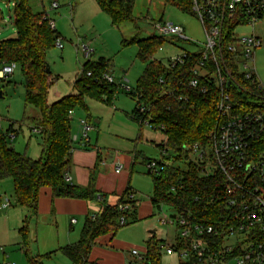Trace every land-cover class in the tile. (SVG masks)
Returning <instances> with one entry per match:
<instances>
[{"label":"trees","instance_id":"16d2710c","mask_svg":"<svg viewBox=\"0 0 264 264\" xmlns=\"http://www.w3.org/2000/svg\"><path fill=\"white\" fill-rule=\"evenodd\" d=\"M4 1H13L16 35L0 41V59L3 65L15 64L20 69L24 79L25 104L39 111L38 117L32 118L31 122L40 129L41 154L39 159L34 160L17 152L8 140L11 133L15 134L13 126L10 125L4 132L0 122V181L12 180L16 205L29 210L32 216L38 214L39 194L43 188L52 189L55 198L98 200L93 181L88 188L65 181L67 169L72 164V151L75 149L70 112L87 111V99L112 104L117 89L104 79L105 74H110V65L103 59L96 63L87 62L75 81L76 94L50 103L48 96L53 82L51 73L46 72L49 67L46 57L59 35L51 29L52 20L49 17L43 19V15L34 13L28 0ZM94 1L115 27L134 20L137 0ZM164 2L184 14L196 16L192 0ZM165 40L151 35L145 39L135 36L129 41H123V46L137 44V58L147 64L135 89L126 92L136 100L130 118L141 128L148 120L155 127H164L161 132L165 140L158 146L161 153L158 162L164 166V170L159 176H153L154 195L151 202L155 210L159 211L164 204L177 209H190L198 218H206L211 214V209H219L217 203L210 202L222 195L224 176L215 170L211 176L205 177L201 173L202 166L192 161L185 162L183 167H177L175 163L188 159V148L194 145L207 148L211 145V133L219 122L216 111L219 93L213 85L207 94L201 95L188 87L187 71L183 68L169 69L156 60L154 57L164 46ZM88 73L91 76H87ZM7 79H0V83ZM160 79L164 80V84L159 83ZM251 91L256 93V90ZM230 93L233 99L245 106L256 100L237 89H230ZM142 109H146V112L142 113ZM149 161L144 159L143 164ZM130 191L128 189L116 205L106 203L101 194L103 200H98L100 210L85 218L79 241L43 256L34 257L28 249L30 221L27 218L25 226L20 229L27 264H44V260L50 259L56 252L67 257L71 264H95L89 262V256L98 238L109 234L115 237L120 228L139 221L135 205L138 201L129 202L133 207L127 213L119 210L120 204L127 203ZM123 216L127 223L120 225L119 220ZM163 243L153 235L141 264H162Z\"/></svg>","mask_w":264,"mask_h":264},{"label":"rangeland","instance_id":"374dc122","mask_svg":"<svg viewBox=\"0 0 264 264\" xmlns=\"http://www.w3.org/2000/svg\"><path fill=\"white\" fill-rule=\"evenodd\" d=\"M28 2L34 13L47 15L53 21L61 41V48L54 46L46 57L53 82L48 96L50 103L58 99V93L62 97L76 94L75 81L87 62L96 63L103 59L109 63L110 75L114 79L113 86L117 89L112 104L107 105L106 102L87 99L88 110L76 111L72 124L74 127L78 125L80 119H89L94 126L89 135L92 144L99 147L104 154L112 151L125 155L138 154L132 184L140 189L136 188L138 191H132L136 201L150 199L154 195V179L145 171L142 162L144 159L161 160L158 146L163 143L165 136L162 132L154 131L146 125L141 128L130 118L136 100L127 95L124 86L135 89L147 64L137 58L139 51L137 44L123 46V41H129L135 36L145 39L157 35L155 30L157 23H172L181 27L189 41L168 36L165 38L164 46L154 57L167 66L171 57L180 55L184 51H196L205 43V32L200 20L197 16L184 14L176 8L167 6L164 0H137L133 12L134 20L119 27L112 25L111 19L99 9L94 0H28ZM54 2L58 4L57 9H52ZM12 4L13 1L7 3L0 0V14L3 18L0 19V41L14 38L16 35ZM238 33L242 36L251 35L252 28H242ZM255 34L263 43L256 52V70L264 85V22L256 24ZM84 47L89 51L88 56L83 51ZM0 89L1 128L6 132L12 125L15 133H18L15 141L8 138L10 145L22 154H26L28 158L39 159L41 139L38 134L32 132L34 125L31 122L32 118L38 117L39 111L25 104L24 79L19 68L8 77L7 81L0 83ZM251 104L261 107L264 106V101L255 100ZM80 134L81 130L75 135ZM196 157L197 155L191 152L188 153V159L175 164L177 167H183L185 162L195 161ZM0 196L2 197L0 201L9 200L10 209L17 207L16 209L22 211L25 217H29L31 224V212L15 203L11 179L0 181ZM163 214L172 215L174 212L164 205L162 210H155L150 217L120 228L115 236L119 244L118 249L124 253L138 251L139 254L144 255L153 234L157 240L171 242L176 236V229L160 225L159 220ZM81 225L82 220L75 226L77 232ZM20 226V228L24 227L25 223ZM53 230L60 231V240H62L63 223H60L59 227L53 226ZM43 232L39 231L35 236L32 232L30 235L28 249L34 257L37 256L38 250L41 252L40 256L54 250L49 247V240L44 244L43 238L39 239L38 236L41 237ZM36 237L37 241H35ZM161 263L180 264L178 257L167 255L163 249ZM0 264H27L23 254L22 237L18 232L12 234L9 230H5L1 224ZM44 264H70V261L60 252H56L50 259H45Z\"/></svg>","mask_w":264,"mask_h":264},{"label":"built area","instance_id":"2783aa9c","mask_svg":"<svg viewBox=\"0 0 264 264\" xmlns=\"http://www.w3.org/2000/svg\"><path fill=\"white\" fill-rule=\"evenodd\" d=\"M192 1L206 41L196 51L171 57L167 67L187 71L188 87L201 95L207 94L213 85L219 93L216 103L219 122L211 133V145L207 148L194 145L188 151L197 155L192 162L202 166L203 176L219 171L225 178V186L222 195L210 202L217 203L219 209H211L206 218H198L190 209L169 207L174 214H163L159 222L175 228L176 236L171 242L164 241L163 250L167 255L178 257L180 264H264V106H245L230 93V89H237L264 101V85L256 70V52L263 43L255 34L256 24L264 22V0ZM57 8L54 2L52 9ZM46 18L44 15L43 19ZM50 26L55 30L53 21ZM247 27L252 28V34L239 35ZM155 30L163 38L172 36L189 41L183 29L172 23H157ZM55 46L61 48L59 38ZM83 51L89 55L86 47ZM16 69L15 64H2L0 79L13 75ZM104 79L114 83L110 74H105ZM159 83L164 84V80L160 79ZM124 89L132 92L130 86L125 85ZM70 116L73 118L74 112ZM78 124L81 134L72 135V140L81 149H87L94 126L89 119H80ZM144 125L154 131L164 129L162 125L155 127L149 120ZM32 132L39 134L40 129L34 127ZM9 138L13 141L16 136L11 133ZM163 170L164 166L157 160L146 164V171L152 176H159ZM65 181L71 183L72 178L66 174ZM96 197L103 200L101 194ZM134 201L131 190L127 203L120 204L119 210L129 212ZM9 206L8 199L0 202V210ZM119 223L125 225L126 218L121 217ZM132 256L139 263L144 260L138 251H132Z\"/></svg>","mask_w":264,"mask_h":264},{"label":"crops","instance_id":"0c3cea01","mask_svg":"<svg viewBox=\"0 0 264 264\" xmlns=\"http://www.w3.org/2000/svg\"><path fill=\"white\" fill-rule=\"evenodd\" d=\"M0 19H3L1 14ZM4 22L7 23V21ZM57 98H62V95L58 93ZM79 129V124L74 126L73 135L77 134L80 131ZM15 134L18 135V133ZM16 151L22 154L19 150ZM137 159L136 153L125 155L118 151H112L104 154L99 147L93 146L91 141L90 147L87 149H81L78 145H75V149L72 151V164L67 169L66 174L72 178V185L81 188H88L93 181V188L97 194H102L105 197V202L109 205H116L119 198L128 189L133 191L140 189L138 187L136 189L132 184V175ZM143 167L146 171V165L143 164ZM152 197L142 202L138 201V220L148 218L155 212V208L151 202ZM16 208L10 209L8 207L2 209L0 211V224L5 227V230H9L12 234L18 232L19 236H21L20 225L24 224L29 217H25L24 213ZM99 210L100 204L96 199L85 201L55 198L52 189L43 188L39 194L38 214L37 216H32L31 214L30 217L29 238L32 232L35 236V233L44 231L41 237L38 236L39 239L43 238L44 244H46V240H49V247L54 249L53 252H55L56 249L59 250L78 242L85 218L88 215L98 213ZM159 210H162V207ZM74 220L76 222L72 223ZM81 220L82 225L77 232L75 226L79 225ZM60 223H63V231H61V235H63L62 240H60V231L54 232L55 230H53V226L59 227ZM35 241H37V237ZM118 247V242L111 234L98 238L96 245L90 253L89 262L95 264H141L137 261L136 257L132 256V252L124 253ZM40 253L38 250L37 256H40Z\"/></svg>","mask_w":264,"mask_h":264},{"label":"water","instance_id":"95a60500","mask_svg":"<svg viewBox=\"0 0 264 264\" xmlns=\"http://www.w3.org/2000/svg\"><path fill=\"white\" fill-rule=\"evenodd\" d=\"M47 74H50V68L47 67V70H46ZM2 97V92H0V98Z\"/></svg>","mask_w":264,"mask_h":264}]
</instances>
